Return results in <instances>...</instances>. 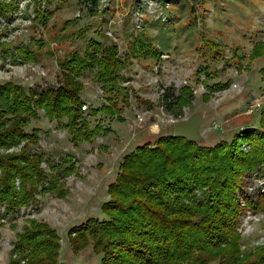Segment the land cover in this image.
Masks as SVG:
<instances>
[{
  "label": "rangeland",
  "instance_id": "obj_1",
  "mask_svg": "<svg viewBox=\"0 0 264 264\" xmlns=\"http://www.w3.org/2000/svg\"><path fill=\"white\" fill-rule=\"evenodd\" d=\"M11 3L8 14L0 11V33L7 47L0 48V83L8 80L22 86L58 87L65 68L60 59L83 56L91 38L116 44L126 59L122 82L129 105L121 117L98 114L105 93L87 70L79 77L85 84L84 109L92 126L99 120L109 129L92 142L75 146L67 131L41 112L33 126L41 129L32 151L45 152L43 166L72 156L77 170L62 178L70 194L60 198L47 194L41 202L23 207L0 227V264H8L13 243L25 220L35 217L58 229L62 238L61 261L68 264H100L101 254L87 247L78 254L68 243L67 231L89 217L105 218L101 206L108 199L107 186L115 178L124 154L137 145L154 141L161 133L174 131V122L202 114L200 142L212 145L249 126H258L264 106V80L260 69L264 56L253 61V46L264 40V0H1ZM40 12V13H38ZM46 16L43 18L42 16ZM47 21V22H45ZM133 44L138 49L133 53ZM141 44L154 53L144 54ZM18 49L32 52L23 61ZM203 68V69H202ZM230 82L204 101L202 84ZM193 88L195 99L184 113L166 109L162 95H178L182 86ZM123 96V95H122ZM122 98V97H121ZM261 107L256 108V104ZM123 118V119H121ZM247 148V145L244 146ZM14 149V148H13ZM15 150H18L17 148ZM264 190V178L255 176L248 191ZM240 231L245 246L264 244V211L247 210ZM16 228H11L10 224Z\"/></svg>",
  "mask_w": 264,
  "mask_h": 264
},
{
  "label": "trees",
  "instance_id": "obj_2",
  "mask_svg": "<svg viewBox=\"0 0 264 264\" xmlns=\"http://www.w3.org/2000/svg\"><path fill=\"white\" fill-rule=\"evenodd\" d=\"M10 7V2L0 0L3 14ZM2 36L0 48L7 47ZM135 47L132 51L137 54ZM118 50L116 44L91 38L83 56L74 53L60 59L65 72L58 87L0 83V227L48 193L60 198L70 194L62 178L77 170L76 161L66 155L61 162L50 163L47 171L45 152L30 149L39 143L41 129L28 128L43 112L64 127L75 146L108 133L102 120L91 125L90 114L83 109L86 87L79 77L95 71L105 93V103L93 113L121 117L129 95L122 82L126 59ZM139 50L158 56L148 45L141 44ZM18 54L23 61L34 58L23 49ZM262 56L264 40L253 46L249 58ZM201 73L204 101L230 85L210 84L205 81L210 72ZM260 73L264 80V67ZM162 99L167 110L181 115L195 93L184 85L178 95L166 92ZM258 175L264 178V106L258 126L248 125L229 141L207 145L174 136L173 131L161 133L123 155L101 206L106 217H89L69 228L68 243L76 254L91 247L101 254L100 264H264V244L245 246L240 231L247 210L264 211V190L248 191L249 180ZM16 236L8 264H68L61 261V235L47 221L28 217Z\"/></svg>",
  "mask_w": 264,
  "mask_h": 264
},
{
  "label": "water",
  "instance_id": "obj_3",
  "mask_svg": "<svg viewBox=\"0 0 264 264\" xmlns=\"http://www.w3.org/2000/svg\"><path fill=\"white\" fill-rule=\"evenodd\" d=\"M203 121L204 116L202 114H195L190 118L175 121L173 134L177 137H182L191 141L200 142L202 140L200 127Z\"/></svg>",
  "mask_w": 264,
  "mask_h": 264
},
{
  "label": "built area",
  "instance_id": "obj_4",
  "mask_svg": "<svg viewBox=\"0 0 264 264\" xmlns=\"http://www.w3.org/2000/svg\"><path fill=\"white\" fill-rule=\"evenodd\" d=\"M257 107H261V103H257V104H256V108H257ZM86 108H87V105H84V106H83V109H86Z\"/></svg>",
  "mask_w": 264,
  "mask_h": 264
}]
</instances>
